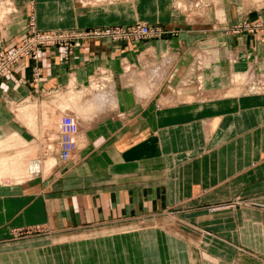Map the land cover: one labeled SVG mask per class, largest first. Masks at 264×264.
<instances>
[{"label": "crops", "instance_id": "crops-1", "mask_svg": "<svg viewBox=\"0 0 264 264\" xmlns=\"http://www.w3.org/2000/svg\"><path fill=\"white\" fill-rule=\"evenodd\" d=\"M245 3L222 0V19L211 8L201 22L177 0H0V49L20 45L32 18L44 32L165 28L150 41L86 39L69 55L44 48L0 80L1 147L33 146L22 158L11 146L0 162H31L36 145L49 143L58 160L49 175L0 183V264H264V92L232 87L236 74L264 72V31L228 32L264 22V4ZM200 52L210 60L203 90L187 74ZM166 61L168 75L147 99L124 85L127 70L162 71ZM108 77L117 110L78 122V150L60 162L59 134H46L49 105L57 119L63 97Z\"/></svg>", "mask_w": 264, "mask_h": 264}, {"label": "bare ground", "instance_id": "bare-ground-1", "mask_svg": "<svg viewBox=\"0 0 264 264\" xmlns=\"http://www.w3.org/2000/svg\"><path fill=\"white\" fill-rule=\"evenodd\" d=\"M253 1L258 3V4H262L264 0H253ZM253 1L252 0H245V2H247L249 4H251V2H253ZM256 6H258V5L256 4ZM207 57H208V54H206L204 52L198 53L196 56V60H195L196 64L194 63L193 64L194 67L191 70H188L189 72L187 73L189 77L196 75L197 80H198V83H197L198 87L197 88L202 89V90H203V84H204L203 83V70L205 68V62H206ZM230 57L233 60V58H234L233 55ZM172 60H174V59H172ZM207 60H209V58ZM168 61H166V63L164 64L165 68L162 71H161L162 68L160 69L159 68L160 66H157L156 64L150 68H147L146 72L144 71L145 72L144 74H140V73L134 72L132 70H127L125 72V74L122 75L124 85H126L128 87L132 86L135 89L136 93L141 97L142 100L147 99L148 95L151 94L153 91H155L159 87V85L161 84V81L165 78V76L167 74L168 65H169ZM172 64H171V66H172ZM188 76H187V78H188ZM232 78H233V76H232ZM101 79H103V78H101ZM104 79L106 80V82L100 83L103 85V87L97 81L98 79H96V81H94L91 84V86L87 87L86 90L84 89V91L80 94V96L78 98L63 97L64 104L61 108L62 114H66L65 118H70L73 125L75 126L76 131L74 134L76 136L77 150H78V140L80 137H79V131L77 129V125L73 121L80 122L81 124L85 125V127H86L89 124L97 123L102 118L113 114V112L117 110L118 104H117V97H116V93H115V82H114V80H112L111 77L104 78ZM232 83H233L232 87H233V89H235V91H237V93L243 94V92H247V91L252 92V93L264 92V76L259 75L258 72L253 68H251L250 70L245 71L243 73L234 75ZM189 84H191V83H189ZM191 86H192V84H191ZM73 94H74V92H73ZM75 94H77V93H75ZM247 94H248V92H247ZM249 94H251V93H249ZM67 95H69V93ZM115 115H117V113H115L114 116ZM21 119H23V118H21ZM63 119H62V121H63ZM62 121H61V126H60L61 132H62ZM14 135H15V133H14ZM18 141L19 142L22 141V143H23V140L20 141V139H19ZM32 147H29V149ZM52 150L54 151V149H52ZM38 153H40V150ZM39 155L40 154H38L34 158L35 160H33L31 162H27L25 159L26 163H23L24 161L20 162L18 160L13 161V164H12V162H10V163H7L5 161L0 162V183L4 182L5 179H10L13 183H18V182L23 181L25 178L27 179V177L31 178L33 176L40 175V174H43V175L49 174L50 171L52 170V168H54L56 166V164L58 163V160L56 157L57 155L56 156H55V154L49 155V153L46 154L48 156L45 157V159H44L45 163L43 164L42 167H40L41 164L39 162L40 161L39 158H41V157ZM43 157H44V155H43ZM5 158H2V159H5ZM15 158H16V156H15ZM20 158H22L21 155H20ZM28 160H29V158H28ZM0 161H1V159H0ZM13 165H14V167H13ZM23 166H26V167H23ZM13 168H14V170H13ZM23 169H25V170H23Z\"/></svg>", "mask_w": 264, "mask_h": 264}, {"label": "built area", "instance_id": "built-area-1", "mask_svg": "<svg viewBox=\"0 0 264 264\" xmlns=\"http://www.w3.org/2000/svg\"><path fill=\"white\" fill-rule=\"evenodd\" d=\"M154 30L151 26L140 25L129 29L106 28V29H87L72 31H40L35 24L34 18L31 19L29 34L22 43L11 48L0 49V80L3 79L15 65L23 59L31 57L37 59L40 51L48 47H63L67 55L74 49L81 46V42L86 39H110L114 42H130L141 40L152 36ZM75 126L70 118L62 121V132L59 139L60 162L68 163L73 160L77 152Z\"/></svg>", "mask_w": 264, "mask_h": 264}, {"label": "rangeland", "instance_id": "rangeland-1", "mask_svg": "<svg viewBox=\"0 0 264 264\" xmlns=\"http://www.w3.org/2000/svg\"><path fill=\"white\" fill-rule=\"evenodd\" d=\"M83 1H84V3H88L91 0H83ZM239 1L242 2L243 4H245V6L251 7L250 5H247L244 0H239ZM221 4H222V0H189L187 2H185L184 0H177V7L179 9H181V12H183L185 15H188L189 17H192L193 20L201 21V22H203V21L206 22L207 21L206 20V14H207V11H209L211 8H214V10L216 11L217 18L219 20H221L222 16H223V13H222L223 11H222ZM256 4L259 5L258 3L254 2V1L251 2V5H253V6H256ZM262 4H264V1H263ZM140 25L151 26L155 32H154V34L152 36L143 38L141 40H135L133 42L157 40V39L161 38L164 35V33H165V28H164L163 25H160V24H154L153 25V24H148V23H143V22H138L137 24H135L133 26H109V27H98V29H102V28L103 29H106V28L129 29L131 27H136V26H140ZM92 29H97V28H92ZM258 31H264V22H259L258 20L255 21V22L243 21V22H240L238 24H235V25L231 26L229 28V30H228V32L230 34H233V35L251 34V33H256ZM212 33H214V31H212ZM130 42H132V41H130ZM170 54H173V53H167L165 56L170 55ZM165 56L158 63L157 62L156 63L161 65L163 59L165 58ZM175 62H176V60H175ZM142 71H140V72H142ZM258 74L264 76V72H258ZM171 100H172V98H171ZM171 100H170V102H171ZM163 102L164 103H169V102H167L165 100V98H164ZM55 103L56 102H53L51 105H49V109H52V110L51 111L47 110V112H46L47 114L46 113L44 114V121H45L46 126H47L46 127V134L48 133L47 137L48 138L49 137L50 138H54V137H56V134L58 133L59 134V139H60V136H61V128H60L61 121H62L63 118L66 117L65 116L66 114L58 115V118L56 119V116H57L56 114H58L59 111L57 110ZM35 121L37 122L36 118H35ZM73 122H75V121H73ZM75 124L77 125V129L79 131V137H80L79 140H78V146H79L80 139L82 137V132L84 131L85 128H83V125H81L78 122H75ZM15 143H16V144H14L15 146H13L11 144H8V145L5 144L3 147H1V145H2V141H1V143H0V153L2 151L6 150V149H9V148L11 149L12 147L13 148L15 147V149L17 150V153H16L15 156L21 155V153H25V152H29L30 153V151H29V147L30 146H28V148H26V150L25 149L21 150L19 148L21 146H24V144H19L18 140H15ZM36 146L40 149V153H38V154L41 155V158H40L41 161H39V162L41 164L40 167H42L43 164L45 163V161H44L45 157L48 156V155H46V153H49V155L50 154H54V151L52 149L55 150V147L52 144H50V143L47 144L45 147H42V148L40 146H38V145H36ZM59 150H60V144H59ZM43 155H44V157H43ZM4 157H7V156H1L0 158H4ZM10 158H12V157H10ZM33 160H35V159H33ZM57 164H56V166H57ZM23 167H26V166H23ZM54 168H52V170ZM23 170H25V169H23ZM51 171H50V173H51ZM5 182L12 183V181L10 179H5V181L2 182V183H5ZM173 212L174 211H167L166 214H170L171 215Z\"/></svg>", "mask_w": 264, "mask_h": 264}]
</instances>
